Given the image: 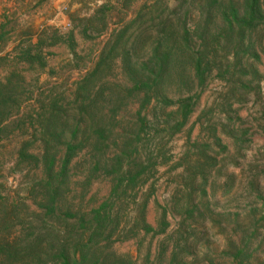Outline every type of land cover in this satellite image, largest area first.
<instances>
[{"label":"rangeland","instance_id":"rangeland-1","mask_svg":"<svg viewBox=\"0 0 264 264\" xmlns=\"http://www.w3.org/2000/svg\"><path fill=\"white\" fill-rule=\"evenodd\" d=\"M3 1L0 0V9ZM13 3L14 6L5 8L4 14L0 10V81L5 82L11 76L13 90L7 100L6 112L10 116L1 124L0 135V241L19 247L38 241L44 248L57 247L62 241L72 248L93 222L92 211L110 197L111 178L103 169L89 175L88 171L97 160L102 164L109 162L122 145L120 135L128 136L137 129L134 124L139 108L138 100L129 97L119 104L116 120H111L115 113L109 103V85L122 93V86L129 84L117 59L89 86L92 92L105 86L103 96L92 109L91 124L89 116L80 109L90 100L77 92L78 83L95 67L111 34L143 10V29L150 36L139 55L141 60L146 59L145 52L153 46L160 29L159 20H150L146 13L150 11L154 13L151 18L157 17L165 6L172 8L177 1L14 0ZM262 5L264 8V0ZM144 6L148 9H143ZM194 15L188 21L190 30L196 22ZM176 19L177 28L180 24ZM197 44L190 48L198 49ZM257 53L260 61H252L246 67L249 73L243 77L236 74L241 83L225 84L213 73L199 94L186 127L169 140L161 139L166 157L157 161L155 193L148 201L146 215L149 224L156 228L160 207H165L171 224L167 233L171 234L182 220L183 211L194 210L186 223L195 228L202 224L206 231L204 245L217 252L227 247L229 240L237 242L253 230L259 253L251 264H264V38ZM28 54L34 56L33 60L26 59ZM256 70L259 76L253 77ZM54 104L66 111L65 124L58 129L61 138L48 143L57 153L56 170L74 129L77 134L72 144L82 146L70 164L69 179L55 180L52 184L58 187L56 193L45 186L46 177L41 169L42 149L47 145L43 142L48 139L41 117ZM6 112L2 111L0 118ZM100 128H105L102 139L96 133ZM25 143L26 153L37 159V166L31 158H19L18 152ZM197 172L206 173L204 182ZM193 177L196 178L192 181ZM202 189L205 195L201 194ZM111 204V215L118 214L122 225L134 217L137 206L133 193L125 196L118 193ZM49 207L54 211H48ZM164 236L150 242L151 236L139 234L134 239L114 241L105 249L142 264L148 247L151 245L154 251ZM107 242L102 240L100 245L107 246ZM215 258L217 264H229L217 254ZM26 261L31 259L28 257Z\"/></svg>","mask_w":264,"mask_h":264},{"label":"trees","instance_id":"trees-1","mask_svg":"<svg viewBox=\"0 0 264 264\" xmlns=\"http://www.w3.org/2000/svg\"><path fill=\"white\" fill-rule=\"evenodd\" d=\"M175 1L176 6H165L157 17L151 18L154 13L150 11L146 13L150 15V20H159L157 26L160 28L153 46L145 52L146 59L141 60L139 55L140 49L150 36V32L143 29V10L137 12L120 30L111 34L95 67L78 83L77 92L90 100L86 106L80 108L89 116L90 124L94 121L92 109L97 106L98 98L103 96L105 86H100L95 92L90 91L89 86L95 80L98 81L104 71L109 70L112 60L120 61L122 72L129 84L121 85L124 89L122 93L113 84L109 85V103L112 105V113H115L111 120H116L119 104L125 99L136 98L139 102L134 124L137 129L133 132L131 130L128 136L120 135L122 145L114 151L109 162L102 164L97 160L88 171L89 175L103 169L111 178V190L109 200L92 211L93 222L85 230L86 239L84 233H81L80 239L72 248L62 241L54 248H44L38 241L21 247L0 241V264L12 261L16 264H137L132 257L106 252V249L114 241L134 239L139 234L144 237L151 236L150 242L155 237L165 235L154 251L151 245L148 247L142 264H217L215 254L221 257V261H228L229 264H251L256 261L259 245L255 243L256 232L253 230L245 233L237 242L229 240L227 247L217 252L209 245H204L206 231L202 224L195 228L193 224L186 223L193 217L194 210L183 211L182 220L176 223L171 234L167 233L171 224L165 207H160L156 228L147 221V204L155 193V167L158 159L163 160L166 157L161 139L169 140L186 127L197 105L199 94L213 73L216 72L215 78L225 84L241 83L236 74L243 77L249 73L246 67L252 61H260L257 50L262 48L264 38L262 0ZM144 8L148 9L146 6ZM194 13L196 22L190 30L188 21ZM175 19L180 24L177 28L174 25ZM70 41V48L73 50L72 38ZM195 43H198V49L192 50L190 46ZM33 58V55L28 54L26 59L31 61ZM252 76H259L257 70L253 71ZM10 77L5 82L0 81V113L6 112L7 100L13 94ZM9 116L6 112L0 118V135L1 124ZM65 116V108L54 104L41 117V126L48 135V139L43 140L47 145L42 149L41 169L46 177L45 186L55 193L58 187L54 188L52 184L55 180L65 179L66 182L69 179L70 164L77 152L82 150V146L72 144L77 134L74 129L56 170L57 153L48 143L52 139L61 138L62 133L58 129L65 124ZM104 132L105 128L96 132L99 139H102ZM155 140L158 142L155 143ZM26 144L19 150V158L35 160V157L26 153ZM35 162L37 166V159ZM197 173L201 174L204 182L206 173ZM144 188L140 199L136 201L135 198L137 199V195ZM128 192L133 193L137 207L132 220L122 225L118 214L111 215V203L118 193L125 196ZM201 194L205 195L203 189ZM188 196L190 198L191 194ZM48 211L52 212L54 209L49 207ZM102 240L111 242H107V246H101ZM138 251L140 252V248ZM196 254L201 255L200 259L196 258ZM28 257L31 261L27 262Z\"/></svg>","mask_w":264,"mask_h":264},{"label":"crops","instance_id":"crops-1","mask_svg":"<svg viewBox=\"0 0 264 264\" xmlns=\"http://www.w3.org/2000/svg\"><path fill=\"white\" fill-rule=\"evenodd\" d=\"M14 0H4L2 2V8L0 10H2V13L4 14L5 13V8L6 7H11L12 5L14 6ZM20 4H17V6H19ZM7 13V12H6Z\"/></svg>","mask_w":264,"mask_h":264}]
</instances>
